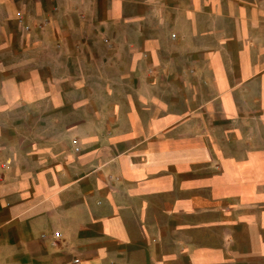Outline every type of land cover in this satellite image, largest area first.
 <instances>
[{"label":"crops","instance_id":"obj_1","mask_svg":"<svg viewBox=\"0 0 264 264\" xmlns=\"http://www.w3.org/2000/svg\"><path fill=\"white\" fill-rule=\"evenodd\" d=\"M3 1L0 264H264V0Z\"/></svg>","mask_w":264,"mask_h":264},{"label":"built area","instance_id":"obj_2","mask_svg":"<svg viewBox=\"0 0 264 264\" xmlns=\"http://www.w3.org/2000/svg\"><path fill=\"white\" fill-rule=\"evenodd\" d=\"M18 22L21 24L22 23V19L19 18ZM25 29L28 30V28H25ZM172 37H174V36H172ZM53 237H54L55 240H57V239L60 238V234L59 233H54ZM76 263H77V261H74V264H76Z\"/></svg>","mask_w":264,"mask_h":264},{"label":"rangeland","instance_id":"obj_3","mask_svg":"<svg viewBox=\"0 0 264 264\" xmlns=\"http://www.w3.org/2000/svg\"><path fill=\"white\" fill-rule=\"evenodd\" d=\"M0 7L3 9L5 7V2L3 0H0ZM22 28V27H21ZM20 30V28H19ZM18 30V31H19Z\"/></svg>","mask_w":264,"mask_h":264}]
</instances>
